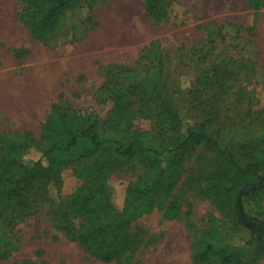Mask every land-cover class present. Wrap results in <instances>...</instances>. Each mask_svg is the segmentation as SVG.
I'll list each match as a JSON object with an SVG mask.
<instances>
[{
    "label": "rangeland",
    "instance_id": "obj_1",
    "mask_svg": "<svg viewBox=\"0 0 264 264\" xmlns=\"http://www.w3.org/2000/svg\"><path fill=\"white\" fill-rule=\"evenodd\" d=\"M163 3L167 16L159 19L143 0H97L93 13L66 16L60 32L41 41L20 20L22 4L0 0V135L29 131L39 139L54 104L101 125L121 87L135 99L133 90L166 85L183 114V129L204 122L206 130L229 141L241 164L264 160V8L256 11L248 0ZM87 17L95 26L85 31ZM215 61L235 70L223 89L207 83ZM134 122L151 130L150 120ZM201 154L184 162L177 186L180 217L165 220L156 209L132 224L130 232L143 241L136 260L103 263L92 257L58 228L44 200L25 217L15 218L11 208L0 216V264H197L192 244L206 229L213 230L216 249L238 253L242 264H264L251 228L204 193L211 167L202 163L210 155ZM141 174L140 164L130 161L110 175L117 210ZM80 186L72 170L64 169L60 197L69 198ZM243 207L249 217L264 221V190L246 198Z\"/></svg>",
    "mask_w": 264,
    "mask_h": 264
},
{
    "label": "trees",
    "instance_id": "obj_2",
    "mask_svg": "<svg viewBox=\"0 0 264 264\" xmlns=\"http://www.w3.org/2000/svg\"><path fill=\"white\" fill-rule=\"evenodd\" d=\"M18 1L22 4L20 20L41 41L60 32L66 16L85 10L89 15L93 13L97 2ZM248 1L256 11L264 8V0ZM143 4L159 19L167 16L163 0H143ZM91 18H86L85 31L95 26ZM223 68L222 62L211 64L209 85L223 89L227 79H234L235 70ZM122 91V87L117 91L111 116L101 125L86 117L68 115L54 104L39 139L29 131L0 135V216L11 208L15 218L25 217L38 201L46 200L58 228L92 257L103 263L122 259L132 262L139 257L143 244L130 232L132 224L156 209L165 220L180 217L183 200L177 186L186 172L184 162L188 155L201 152L210 155L202 163L211 167L204 193L244 226L239 199L243 207L246 198L264 190V160L241 164L229 141L221 139L220 132L206 130L204 122L183 129V114L168 96L166 85L155 86L149 92L133 90L135 99H129V91ZM139 117L151 121V130L136 127L134 121ZM118 131L121 135L114 133ZM130 161L140 164L142 174L128 185L126 204L117 210L111 202L108 179ZM66 168L72 170L81 186L64 200L59 184ZM244 214L260 226L259 231L250 232L256 235L262 254L264 221ZM214 240L212 229L195 239V263L216 260L217 264H242L238 253L216 249Z\"/></svg>",
    "mask_w": 264,
    "mask_h": 264
},
{
    "label": "water",
    "instance_id": "obj_3",
    "mask_svg": "<svg viewBox=\"0 0 264 264\" xmlns=\"http://www.w3.org/2000/svg\"><path fill=\"white\" fill-rule=\"evenodd\" d=\"M240 203H239V211H240V216L241 219L244 223V225H246L247 227L253 229V228H259V225L257 224V222L249 220L245 217V214L243 212V207H242V203H241V197L239 199ZM260 229V228H259Z\"/></svg>",
    "mask_w": 264,
    "mask_h": 264
}]
</instances>
